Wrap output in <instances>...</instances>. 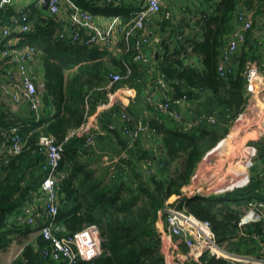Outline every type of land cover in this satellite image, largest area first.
<instances>
[{
	"label": "trees",
	"instance_id": "16d2710c",
	"mask_svg": "<svg viewBox=\"0 0 264 264\" xmlns=\"http://www.w3.org/2000/svg\"><path fill=\"white\" fill-rule=\"evenodd\" d=\"M71 1L94 16L117 15L123 22L134 8L132 3L113 6L101 0ZM193 5L186 7L193 11V23L169 15L161 7L156 18L161 37L156 42L159 55L154 57L153 69L134 60L135 49L132 46L126 51L123 41L114 53L95 44L85 45L82 39L60 37L62 21L43 9L38 0L21 7L28 11L30 24L22 42L39 50L35 74L36 83L41 85L42 106L37 116L22 103L25 115L18 116L7 104L0 103V147L9 143L13 127H17L23 141L19 153L6 151L0 156V252L6 251L15 239H23L22 248L9 264H62L40 254L49 242L41 235L31 241L29 235L34 226L21 220L25 203L31 201L33 193H40L42 156L34 150L43 133L64 141L56 234H72L87 224H96L100 230L101 253L77 264H165L159 249L157 220L166 205L185 207L198 218L209 220L217 242L228 252L264 258V218L238 225L244 209L264 202V136L251 142L258 152L249 170L248 185L221 195L186 197L181 192L204 154L227 134L250 101L243 70L247 61L261 59L260 48L247 46L245 37L232 62V72L221 77L217 66L223 47L235 30L237 13L261 8L264 0H194ZM5 9L0 10V24L17 14V10H9L4 15ZM189 58L196 63L188 62ZM1 63L0 69L5 66L3 72L12 65L4 64L0 58ZM115 72L122 79L111 90L119 85L134 88L136 106L122 110L129 119H122L121 123L118 106L98 117L103 134L97 140L108 136L111 158L119 157L110 170L109 165L97 168L84 159L92 153L84 136L65 137L106 100L103 87L109 74ZM159 77L171 88L170 108L178 109L172 100L186 97L179 120L168 111L156 110L146 98L148 86L159 87ZM144 104L153 114L143 117ZM209 116L215 119L213 123ZM138 120L148 126L153 138L156 135L149 148L144 147L140 135L132 140L126 132ZM188 122L193 123L186 128ZM187 264L235 263L204 252L199 261Z\"/></svg>",
	"mask_w": 264,
	"mask_h": 264
},
{
	"label": "built area",
	"instance_id": "2783aa9c",
	"mask_svg": "<svg viewBox=\"0 0 264 264\" xmlns=\"http://www.w3.org/2000/svg\"><path fill=\"white\" fill-rule=\"evenodd\" d=\"M14 0H0V10H4L11 5ZM41 3L42 0H38ZM104 4L117 6L126 3L128 0H101ZM134 8L126 22L120 16H109L107 25L100 27L95 23L94 15L89 11L75 6L71 0H65L68 4L69 28H64L60 32V37L71 40L82 39L85 45H98L106 48L110 52H116L118 45L123 41L125 50L135 49L134 60L140 61L150 69H153L155 53L145 52L144 47L152 43L156 44L157 38H152L147 26L151 19L157 18L162 7V0H133ZM63 0H48V10L50 14H57ZM27 10L21 8L17 14L8 17L6 23L0 24V39L3 42L0 47V58L4 59L7 67L0 79V103H5L11 111H17L22 103H26L29 109L37 116L42 106L41 85L36 83V74L33 65L38 61L39 50L31 43H23L24 34L30 29ZM255 10L240 11L237 13L236 20L239 24L229 36L226 45L223 47L220 60L217 66L219 76L226 77L232 72L231 59L244 42L246 32L252 26ZM168 15V14H167ZM84 36V37H83ZM253 64L247 61L243 70L246 77V91L254 93L253 86ZM129 72V68H127ZM122 79L118 72L109 74V80L103 87L106 90L107 98L100 103L102 109H110L114 103L115 92L111 86ZM158 88L160 98L154 99L153 92L147 93V100L152 102L156 110L167 112L176 120L182 118V110L186 107V97L182 96L172 100L178 107L170 108L171 88L166 85L161 77L158 78ZM249 96V93H247ZM99 117V115H98ZM241 113L234 119L239 120ZM120 118L128 120L125 112H121ZM208 120L213 123L212 116ZM233 121V122H234ZM193 122H188L186 128ZM148 131V126L138 120L132 130L126 131L130 138L134 140L141 134ZM103 134V130L96 121L90 119V115L78 127L71 129L65 137L84 136L85 145L91 149L95 147L97 137ZM259 136H264L262 133ZM227 138H221L219 142L208 150L201 159L203 163L209 154L218 150L219 144H225ZM226 140V141H225ZM64 141L59 142L53 134H40L37 140V147L34 150L42 156L41 169L43 176L40 181L39 189L42 201L36 204L27 201L23 206L21 216L22 222L34 226L33 234L41 235L49 242L47 247L40 249V254L44 258H50L62 264H77L80 260H91L98 256L101 251V235L96 224L84 225L81 229L65 236H58L55 232L57 224L55 217L59 211L60 195L58 181L61 175L59 170ZM23 141L17 131V127L11 129L9 143H2L0 156L6 151L17 154L21 151ZM257 147L253 143H236L234 155L235 166L227 164V172L218 176H212L205 182H197L198 174L192 175L194 183L184 185L181 192L186 197L195 195H218L242 188L250 181V168L257 155ZM92 151L88 154L94 157ZM95 158V157H94ZM118 156L110 158V162L115 164ZM96 159V158H95ZM101 159L106 161L105 155ZM108 160L106 161V164ZM109 162V163H110ZM114 165L111 166V170ZM243 170V172H242ZM240 218L238 225L255 222L264 218V202L250 204ZM255 210V212H254ZM250 211V212H249ZM157 230L159 235V249L164 257L165 264H187L191 261H199L204 252L215 257H223L231 260L235 264H264V258L254 254L240 255L230 253L226 248L217 242L216 235L212 230L209 220L198 218L188 212L185 207L166 205L160 212L157 220Z\"/></svg>",
	"mask_w": 264,
	"mask_h": 264
},
{
	"label": "crops",
	"instance_id": "0c3cea01",
	"mask_svg": "<svg viewBox=\"0 0 264 264\" xmlns=\"http://www.w3.org/2000/svg\"><path fill=\"white\" fill-rule=\"evenodd\" d=\"M173 3L170 0V6H176L177 5V1L176 0H172ZM31 2H35V0H14L13 3L9 6H7V8L4 11V15L8 14V11L10 10L11 12H14L16 10H18L21 7L27 6L28 4H30ZM194 3V0L192 1ZM126 3H132L134 6V1L133 0H128ZM68 4L66 2H61L60 4V10L59 12L55 15L56 18H58L59 20L62 21V25L64 28H66L68 26ZM168 7H165L166 12L169 14L170 10L167 9ZM257 9V10H256ZM255 12H254V17H253V21H252V26L249 30H247L246 32V43L247 46L252 45L253 47H259L260 48V60L256 61V60H250L253 64V72H252V76H253V86H254V93L251 94V92H247L250 95V101L247 104L245 110L243 112H241V117L239 120L232 122L233 126L229 127V131L227 132V134L225 136H223L222 138L226 137L227 139V143L229 137L231 138V135L233 133H235V136H238V138H242L243 135L245 134V130L246 128H250L253 131V134H264V126L262 125H257V123H253L256 120V112L255 110L257 109L259 112L261 110H263L264 108L262 107V105L264 106V5L261 8H256ZM172 14L175 15V12H173V10L171 11ZM170 15V14H169ZM122 19V18H121ZM94 20L95 23L100 26V27H104L105 25H107L108 20H109V16H105V15H95L94 16ZM156 18H153L149 21L147 29L148 32L150 34V36L152 38H157L160 39V32L158 31L160 26L158 25ZM239 26L238 22H235V28H237ZM246 46V48H247ZM119 47V45H118ZM117 47L116 50H119V48ZM145 52L149 53L151 51H153L154 53H156V51L158 50V47H156V44L152 43L148 46L144 47ZM238 51H236V53L233 55L232 59H231V64L234 61V59L238 56ZM195 62L196 60L189 58L188 62ZM5 64V62H4ZM3 64H0V67ZM155 64H153L154 66ZM38 66V61H36V63L33 65V68L35 70V68ZM5 68V66H4ZM2 68V69H4ZM0 69V70H2ZM4 78V74H3V70L0 71V79ZM115 92V96H114V103L112 106H118L122 112V110L124 111L125 108L127 107H134L136 106V102H135V96H136V90L134 88H131L127 85H119L118 87H116L114 90ZM149 92H153L154 94V99L158 100L160 98V90L159 88H155V89H151V87L148 86V88L146 89L145 93H149ZM101 104H98L96 109L94 110L93 113L90 114V119L96 121V123H98V115L100 116V114L103 111H106L108 109H102ZM139 108V106H137ZM23 106H21L16 112L18 113V116H22L25 115V112L23 110ZM146 107V104H144V106H142V111H143V117L145 115H148L149 113L153 114L149 109ZM118 112V111H117ZM119 113V112H118ZM122 119L120 118V120H118V122L121 123ZM99 124V123H98ZM231 124V125H232ZM100 127V125H99ZM236 131V132H235ZM255 132V133H254ZM153 133L151 131H147L145 134H141V141L142 144L144 145L145 148H149L154 144V138L156 137V135L151 136ZM258 136V135H257ZM237 138V139H238ZM256 135L254 137H251V139H255ZM109 142V137H105V139L102 140H97L96 141V145L94 148H92V151H94L95 155L94 157H90V156H86L84 157V159L90 163L91 166L93 167H99L101 165H109L110 166V170H111V166L114 165L113 163H111L110 158H111V153L107 147V143ZM234 143V142H233ZM227 145V144H226ZM234 145H236V143H234ZM105 155L106 157V161L108 160V164H106V161L101 159V155ZM219 154V153H218ZM110 162V163H109ZM223 163V162H222ZM210 167V165H209ZM208 164L206 165H202V162L200 160V162L198 163L193 175L196 173L198 174V180L197 182H205L208 181L209 178H211L212 176H218L220 174H224L227 172V170L223 169V165L220 169L219 172H215L213 169L209 168ZM190 182L194 183V180H192V178L190 179ZM189 182V183H190ZM31 201L39 204L42 201V197L40 195V193H33L31 195ZM29 239L32 241L35 239V235L33 234V230L31 231L30 235H29ZM20 251V250H19ZM19 253V252H18ZM17 253V254H18Z\"/></svg>",
	"mask_w": 264,
	"mask_h": 264
},
{
	"label": "rangeland",
	"instance_id": "374dc122",
	"mask_svg": "<svg viewBox=\"0 0 264 264\" xmlns=\"http://www.w3.org/2000/svg\"><path fill=\"white\" fill-rule=\"evenodd\" d=\"M192 1L193 0H178L177 5L172 7V6H170V0H162V8L168 7L167 9L170 10L169 14H171V11L173 10V12H175V16H177L178 19L182 18L184 21L193 23V19H194L193 11L189 12L188 11L189 9L186 8L187 6L194 7ZM63 2H65V0H63ZM67 28H69V29L71 28L69 25V15H68V26H67ZM185 30H187V28H185ZM167 31H169L168 27H167ZM153 62H154L153 64H155L154 60H153ZM262 107L264 108L263 105H262ZM255 112H256L255 114L257 117H256L255 122H253V123H257V125L264 126V109L261 110L260 112L256 109ZM232 126H233V124L230 125V127H232ZM244 130H245V134L243 135L242 138H238V136H235V133H233L231 135V138L229 137V139H228V142H229L228 146L225 144V142L224 143L221 142L219 144L217 152H215V153L213 152V153L209 154L207 159L202 163V165L208 164V167L210 165L209 168L213 169L215 172H219L222 165L224 166L223 169L226 170L228 163L230 164V167L235 166L236 163L234 162V155L232 154L234 152V150L236 149V145H234V143H239L240 141L251 143L253 140H256V139L250 140L251 137H254L255 135H256V137L259 136L258 134L252 135L253 131L251 130V127L249 129L246 128ZM218 195H220V194H218ZM247 210H249V209L248 208L244 209L243 210L244 213ZM254 212H255V210H254ZM22 241H23V239L17 238L11 243V245L7 248L6 251L0 252V264H9L15 258V256L19 252V250L22 248ZM244 255H247V254H244Z\"/></svg>",
	"mask_w": 264,
	"mask_h": 264
},
{
	"label": "water",
	"instance_id": "95a60500",
	"mask_svg": "<svg viewBox=\"0 0 264 264\" xmlns=\"http://www.w3.org/2000/svg\"><path fill=\"white\" fill-rule=\"evenodd\" d=\"M41 7L43 9L47 10L48 9V0H42L41 1ZM158 55H159V51H156L154 57L157 59Z\"/></svg>",
	"mask_w": 264,
	"mask_h": 264
}]
</instances>
